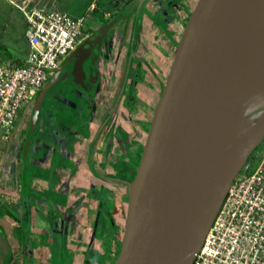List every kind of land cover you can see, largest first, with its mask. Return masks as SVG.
<instances>
[{"label":"water","instance_id":"water-1","mask_svg":"<svg viewBox=\"0 0 264 264\" xmlns=\"http://www.w3.org/2000/svg\"><path fill=\"white\" fill-rule=\"evenodd\" d=\"M145 1L133 0L81 40L38 91L23 141L21 191L26 192L25 158L46 91L60 93L68 83L65 91L78 95L94 87L102 40ZM127 66L128 61L125 72ZM263 138L264 0H196L133 177L125 181L124 223L112 264H190L228 185ZM0 259H10L1 226Z\"/></svg>","mask_w":264,"mask_h":264},{"label":"crops","instance_id":"crops-1","mask_svg":"<svg viewBox=\"0 0 264 264\" xmlns=\"http://www.w3.org/2000/svg\"><path fill=\"white\" fill-rule=\"evenodd\" d=\"M146 8L147 14L153 15L154 7L151 4H146ZM153 24L146 14L142 15L140 24L138 22L136 28H131V37L136 35L139 43L147 30L156 29V34L164 35L169 44H173L174 51V45L179 34L178 21L171 27H165L164 31L154 28ZM133 29L135 30L133 31ZM128 33L129 30L127 29L124 38L128 37ZM125 42L126 39H124L120 48ZM127 44L126 49L131 48V45L128 44L127 46ZM118 53L114 59L108 57L109 60L112 62L116 60ZM129 62L126 72L123 66L119 85L110 104L103 111V117L97 122L94 121L97 113L93 112L95 109L97 110L95 100L90 110L92 111V117L88 119L84 115L81 117L74 116L75 122L72 120L65 125L64 118L61 121V114L65 116L75 108L79 111H85L86 103L81 97L89 99L91 89L98 87L99 69L97 83L87 93L83 92L77 95L75 91L67 92L65 90L59 93L55 88L47 94V101L52 99L55 105L58 104L53 107L57 110H52L53 105L50 102L45 103L43 110L48 115H46L48 120L46 118L45 121L43 120L41 124L37 125L35 128L36 133L29 140L25 158L24 180L26 192L21 191V185H19L22 197L18 196L13 192V187L11 188L8 183L4 182L8 180L5 176L0 188V190H5V194L0 193V206L3 207L6 201L10 204L13 203V205L16 204L14 212V214L16 213L15 216L18 215L16 220L18 226L16 227L18 230L21 224L23 227H27V233L22 235V241L17 238L19 244L22 245L19 254L21 264H26L29 259H34L31 264H41L36 259L38 252H44L43 264H49L47 258L56 253H65L69 256V261L62 264H107V262L112 261L116 239L120 238V220L124 218L123 204L125 203L121 201L120 196L125 193L127 200L125 181L130 179L125 175L131 172L134 173L146 134L144 119L142 116L135 117V114L139 111L136 93L139 89L138 85L143 82L142 74L144 71L142 67L135 64L134 66L138 68L140 75L139 81H131L130 88L124 89L125 84L129 81L128 78V80L125 79L129 74ZM132 62L136 63L134 60ZM144 81L150 88L149 95L153 94L155 88L148 84L149 80ZM122 92L126 95L124 101L123 99L118 100ZM133 93L132 98L130 94ZM50 94H52L51 97ZM127 98L129 100L134 99L135 112L131 111L126 101ZM125 105L127 106V113H124L121 109ZM91 123L95 124L94 129H92ZM110 124L115 126L117 130L116 137L109 135V129H105L106 126H111ZM75 129L80 130L75 131ZM105 138L109 139L107 144L104 143ZM7 141L0 140V143L5 144ZM15 147L18 148L19 146L15 143ZM117 155L122 160L121 167L111 163ZM10 159L13 162L16 176L20 175L22 177V162L19 158H17L18 160L13 157ZM3 164L2 160V166ZM95 187L96 189L106 190L114 196V210L113 204H111V208L108 207V212H105L101 209V205L94 207L87 200L86 193L88 189L91 188L93 191ZM7 192L13 198L7 199L6 197L9 196L6 194ZM100 218H102V221H106L108 226H101L99 234L96 229ZM90 223H92L91 227ZM2 229L4 231V228ZM45 231L48 232L46 237L43 234ZM51 232L56 234L55 241H52L54 234ZM107 232L111 233L109 239L106 238L108 256L104 257L100 247L105 239L104 236L109 234ZM19 234L21 235V230H19ZM4 235L6 237V234ZM28 257L30 258L28 259ZM15 259L10 246V260H13L10 264H14Z\"/></svg>","mask_w":264,"mask_h":264},{"label":"rangeland","instance_id":"rangeland-1","mask_svg":"<svg viewBox=\"0 0 264 264\" xmlns=\"http://www.w3.org/2000/svg\"><path fill=\"white\" fill-rule=\"evenodd\" d=\"M30 1L33 5L38 7L60 10L76 17L83 16L84 18L83 34H84L91 32L100 23L105 21L109 17V15H111L115 10L119 9L122 6L123 2L127 0H30ZM149 1L153 5H155V8L157 9V13L155 15L146 14L147 17H149V19L151 20V22L155 24V25L153 24L155 26L154 28H158L159 30L164 31L166 27V21L173 22L175 24L174 16L170 14V12L167 10L165 5L160 4L158 0H149ZM20 2L21 0H0V63L5 60L19 61L24 57L25 54V48H26V38L24 35L25 21L21 12L14 5V3H20ZM162 19L166 21H162ZM185 20L186 19L182 17L178 21L179 24L178 37L180 35ZM137 25H138V20L134 22V28H136ZM155 30L156 29L154 30L149 29L147 30L145 35L141 37L139 43H137L133 48L134 57L132 59L136 62V65L138 67H142V70L144 71V73L142 74L143 82L142 84L138 85L139 89L136 93L137 108L139 111L137 114H135V117L142 116V118L144 119V120L142 119L144 121V130L146 131L148 128V124L154 104L159 96L161 87L165 81V77L169 69V65L173 55V44H169L167 38L164 35L156 34ZM124 39H127V37H125ZM114 43H118V39H116ZM101 51L104 52L106 50L102 48ZM116 54H117L116 48L112 47L108 50L107 56L110 59H114ZM126 55L127 52H126V42H125L124 45H122V48L119 49V53L117 55L116 60L112 62L111 60H109L108 57H104L99 59V61L97 62V68L100 71V75H99L100 79H99L98 87H95V90L93 91V99L96 101L95 108H97V110L95 109L93 111L94 113H97L96 118H94L95 120L94 119L93 120L96 122L103 117L104 115L103 111L110 104V101L119 85V81L122 74L123 62H124L123 60L125 59ZM137 72H138V68L134 66L133 63H130L129 74L127 76L130 82L139 81L140 75L139 72L138 73ZM49 77L50 76H48V78ZM144 80H149L148 84L153 86V88H155V92L153 94L149 95L150 88H148L149 86L145 84ZM45 82L43 83V85L45 84ZM56 85L58 87H61V84L59 83ZM66 86L67 88L71 87L70 84L68 83H66ZM66 89L64 88L63 90ZM124 89H128V83L125 84ZM48 90L46 91L44 95V99L41 103L32 136L36 133L35 128L37 127V125L41 124L43 120L45 121V119L48 116L47 114H45L43 110V106L45 105V103L47 104V102H50V104L53 105V106L50 105L52 106L51 108L58 105L57 103L55 105V103H53L54 100L52 99H49V101H47L48 100L47 94L50 91ZM124 96L125 94L122 92L118 100L121 101V99H123L124 101ZM95 101L93 103H95ZM126 101L128 102L131 111L135 112L134 99L129 100L127 98ZM126 107L127 106L125 105V107L121 108L124 113H127ZM54 109L55 108H53L52 110ZM30 110L31 107L30 109L27 110L28 112L21 111V109L18 110L17 112L18 117L14 120L13 126L9 130V137H8L9 139H7L8 141L5 144H2L3 142L0 143V154L4 162L0 172V188L2 187V180L5 176L6 178H8V180L4 182L8 183V185L11 188L13 187V192H15L20 197H22V192L19 189V185H21V177L20 175L16 176L15 170L13 169V162L10 161L11 160L10 158L13 157L14 159L19 158V160L20 159L22 160V148L24 143L23 139L25 138L26 135V129H27L26 127L28 126L27 120L29 117ZM90 113H91L90 117H92V111ZM53 115H55V113H53ZM61 118H62L61 121L64 118L65 125L72 120L75 122V117L73 115V112L71 111L70 113H67L65 116H62L61 114ZM91 125H92V129H94L93 127L95 124L91 123ZM75 127H77V125H75ZM76 129L75 131L80 130V129L78 130ZM105 129H109V135L116 137L117 130L115 129V126L113 125L106 126ZM109 139L107 140V138H105L104 143L107 144ZM15 143L17 146H19L18 148L15 147ZM251 156L252 157L247 158L245 162V165L247 166V170L253 168L261 160V158L264 169V138L253 149V151L251 152ZM111 163L115 164V166H119V167L122 166V160L119 157V155L113 158ZM19 167H20V163H19ZM133 174L131 172V173H127L125 176L131 179L133 177ZM0 193L5 194V190L4 189L0 190ZM6 194L9 195V192H7ZM86 194H87V200L90 201V203H92L94 207L101 205V209L104 210L105 212H108L109 208H111L110 206H112L111 204H113V201H115L114 200L115 198L111 193L103 189H99V188L96 189V187L93 188V191L91 190V188L88 189ZM10 197L13 198L11 195L7 196L6 198L10 199ZM120 199L125 203L123 204V210L125 211V206H126L125 193L124 195L122 194V196H120ZM4 204L5 205L3 207L0 206V225L1 228H4V234H6V238L9 243V246H11L14 256L16 258L14 264H21L20 263L21 259L19 258L20 257L19 254L21 253L22 245L19 244V240L22 241V235L27 233V227H23L22 224L20 225L19 227V230H21V235H20L19 230L16 227L18 226L16 222L18 215L15 216L16 213L14 214L16 210L15 209L16 204L15 205H13V203L10 204L8 203V201L4 202ZM113 210H114V204H113ZM123 220L124 218L120 220L121 230L124 223ZM103 225L108 226V224H106V221L104 222L102 221V218H100L98 220V225L96 229V231L99 234H100L101 226ZM91 226L92 223H90V227ZM107 233L109 234H107V236L106 235L104 236L105 239L103 240V243L100 247V249L103 251L102 255L104 257L108 256L107 255L108 248H107L106 240L109 239L111 232H107ZM43 234L46 237L48 235V232L45 231V233ZM52 234H54L52 237V241H55L54 237L56 234L55 232H53ZM17 238H19V240ZM16 239L17 241H15ZM119 242H120V238L117 239L116 241L117 251L119 248L118 246ZM43 253L44 252H38L36 256V259L41 264L44 263ZM116 254L113 256L112 260L114 259ZM29 258L30 257H28V259ZM68 261H69V256H67L65 253L62 254L56 253L55 255H52L50 258H47V263L49 264H62ZM32 262H34V259L33 260L29 259V262H27L26 264H31ZM107 264H112V261L107 262Z\"/></svg>","mask_w":264,"mask_h":264},{"label":"built area","instance_id":"built-area-1","mask_svg":"<svg viewBox=\"0 0 264 264\" xmlns=\"http://www.w3.org/2000/svg\"><path fill=\"white\" fill-rule=\"evenodd\" d=\"M25 21L26 48L19 61L0 63V140L32 106L48 76L83 36V16L14 3ZM2 156L0 154V169ZM190 264H264V169L261 160L236 174L214 213Z\"/></svg>","mask_w":264,"mask_h":264},{"label":"flooded vegetation","instance_id":"flooded-vegetation-1","mask_svg":"<svg viewBox=\"0 0 264 264\" xmlns=\"http://www.w3.org/2000/svg\"><path fill=\"white\" fill-rule=\"evenodd\" d=\"M133 0H127V1H125V2H123V4H122V6L119 8V9H117V10H115L111 15H109V17L106 19V20H108V19H110L113 15H115V14H118V13H120V14H123L124 13V10L127 8V6L132 2ZM159 1V3L160 4H163V5H165L166 6V8H167V10L170 12V14L172 15V16H174V20H175V22L176 21H179V19L180 18H185L186 19V17H187V15L189 14V12H190V10H191V8H192V6L194 5V3H195V1L196 0H158ZM191 1H192V3H191ZM146 4H151L153 7H154V13H153V15H155L156 13H157V9L155 8V5H153L149 0H146L145 1V3L142 5V8H141V10H135L134 8H131L129 11H128V13H127V15L125 16V18H120V19H118V21L112 26V28L110 29V31H109V34L107 35V37L106 38H104L103 40H102V43H101V45L99 46V52H98V56H97V61H96V64H97V62H98V60L99 59H101V58H104V57H108L107 56V53H108V50L110 49V48H116V52H119V49H120V47H121V44L123 43V41H124V36H125V33H126V31H127V29L129 30V33H128V37H127V39H126V43H128V44H130L131 45V48H129V49H126V52H127V55L125 56V59L123 60L124 62H123V66L125 67V63H127V61L129 62V63H133V65H135L136 63H134V62H132V58L134 57V50H133V48L135 47V45L138 43V37L136 36V35H133L132 37H131V35H130V32H132L131 30V28L132 27H134V22L136 21V20H138V22H139V24H140V19H141V17H142V15H144V14H147L148 12L146 11ZM192 4V5H191ZM105 20V21H106ZM162 21H166V20H163L162 19ZM104 22V21H103ZM102 22V23H103ZM102 23H100L96 28H98ZM117 27H116V26ZM155 25V24H154ZM174 25V23L173 22H168V21H166V27H171V26H173ZM96 28H94L91 32H89V33H84L83 34V36H82V38L80 39V41L81 40H83V39H85V37H87V36H89L93 31H95V29ZM113 31H115V32H113ZM115 33V34H114ZM116 39H118V43H114V41L116 40ZM80 41L77 43V45L80 43ZM137 41V42H136ZM176 43H177V40H176ZM128 44H127V46H128ZM76 45V46H77ZM75 46V47H76ZM175 46H176V44L174 45V48H175ZM102 48H104L106 51H104V52H102L101 51V49ZM69 54V53H68ZM67 54V55H68ZM66 55V56H67ZM130 56H132V57H130ZM66 58V57H65ZM64 58V59H65ZM130 58H131V60H130ZM64 59H63V61H64ZM63 61L61 62V64L59 65V67L62 65V63H63ZM137 66V65H136ZM122 70H123V68H122ZM62 71H63V69H62ZM126 75V74H125ZM100 78V77H99ZM128 77H125V79L126 80H128L127 79ZM127 83H128V88H130V81H127ZM95 90V88H92L91 89V91H90V94H89V99H85V97H81L84 101H85V108H84V110L85 111H79L77 108H75V109H72V110H70L71 112H73V115L74 116H78V117H81V116H85L87 119L88 118H90V110H91V108H92V105H93V102H94V99H93V91ZM49 91V90H48ZM49 93V92H48ZM126 96V95H125ZM130 96L133 98V96H134V93L133 94H130ZM33 105V104H32ZM31 109H32V106H31ZM70 111H69V113H70ZM39 112V111H38ZM30 113H31V110H30ZM30 113H29V117H30ZM83 113V114H82ZM38 115V114H37ZM29 117H28V120H27V125H28V121H29ZM37 119V118H36ZM27 128V127H26ZM24 140V139H23ZM3 160V159H2ZM20 161L22 162V160L20 159ZM1 168H2V166H1ZM1 170V169H0ZM247 171V166L244 164V166L238 171V173L237 174H239V175H242V174H244L245 172ZM110 222H111V224H112V219H111V217H110ZM122 231V230H121ZM120 236H121V233H120ZM117 239H119V238H117ZM13 256V255H12ZM12 259H13V257H12ZM11 261L13 262V260H10L9 259V261H8V263L7 264H10L11 263ZM113 261V260H112ZM0 264H2V261H1V259H0Z\"/></svg>","mask_w":264,"mask_h":264},{"label":"trees","instance_id":"trees-1","mask_svg":"<svg viewBox=\"0 0 264 264\" xmlns=\"http://www.w3.org/2000/svg\"><path fill=\"white\" fill-rule=\"evenodd\" d=\"M116 241H117V239H116ZM119 246V245H118ZM117 253V250H116V247L114 248V255ZM113 255V256H114Z\"/></svg>","mask_w":264,"mask_h":264}]
</instances>
